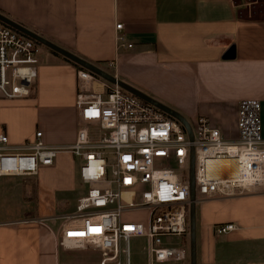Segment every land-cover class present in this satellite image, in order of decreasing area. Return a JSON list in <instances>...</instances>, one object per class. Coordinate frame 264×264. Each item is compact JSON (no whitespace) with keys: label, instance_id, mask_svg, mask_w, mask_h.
I'll list each match as a JSON object with an SVG mask.
<instances>
[{"label":"crops","instance_id":"0c3cea01","mask_svg":"<svg viewBox=\"0 0 264 264\" xmlns=\"http://www.w3.org/2000/svg\"><path fill=\"white\" fill-rule=\"evenodd\" d=\"M256 1L0 0V11L170 105L191 123L208 117L225 139L236 140L245 98L261 100L264 136V11ZM118 33L133 45L120 47ZM81 68L40 43L31 94L7 98L0 93V130H7L13 145L35 140L38 130L49 144L76 140ZM104 80L95 86L105 89ZM75 162L63 151L39 173L65 168L75 185ZM39 173L12 176L36 182ZM2 178L0 264H99L98 249L60 245V223L42 220L47 214L27 200L38 192L32 184L13 198L2 188ZM225 222L237 228L218 234L216 226ZM197 264H264V191L214 198L198 194Z\"/></svg>","mask_w":264,"mask_h":264},{"label":"built area","instance_id":"2783aa9c","mask_svg":"<svg viewBox=\"0 0 264 264\" xmlns=\"http://www.w3.org/2000/svg\"><path fill=\"white\" fill-rule=\"evenodd\" d=\"M116 27L122 29L123 23ZM117 39L120 47L133 45L121 33ZM39 62L40 42L0 22L1 95H30ZM101 79L86 68L78 71L80 127L72 144L46 143L38 130L35 140L13 145L7 130H0V179L37 175L61 152H70L81 159L79 175L87 191L73 212L41 217L64 219L57 230L62 247L98 249L99 264H131V240L143 236L148 264L185 262L190 259V146H195L197 194L214 198L264 191L262 102L240 101L236 140L225 139L200 115L191 123V141L180 120L116 83L106 80L107 87L98 89ZM138 212L144 216H132ZM236 228L225 222L216 232ZM176 237L179 244L173 243Z\"/></svg>","mask_w":264,"mask_h":264},{"label":"rangeland","instance_id":"374dc122","mask_svg":"<svg viewBox=\"0 0 264 264\" xmlns=\"http://www.w3.org/2000/svg\"><path fill=\"white\" fill-rule=\"evenodd\" d=\"M256 3L257 8L264 11V1L257 0ZM80 162L81 159L76 157L75 173L77 175V180L75 185H71L65 168L60 167V170L56 169V171H41V174L39 173L40 175L37 177L38 180L36 182L32 178L25 179L24 176H3L1 181L2 188L10 191L13 198H16L18 196L19 190L21 188L23 189L24 186L29 182L36 188V191L38 192H36V197L27 200H30V202L33 204H37L39 214H47L44 217L47 216L50 218L63 216L64 214L71 213L76 209L78 198L87 191V185L82 182L79 175ZM174 162L175 161L173 159V166H175ZM67 182L70 183L66 185L65 183ZM36 183H38V190ZM6 207L8 209H13L7 204ZM132 216L138 218L144 216V213H133ZM56 220L61 224L64 219L57 218ZM188 240H190V235ZM180 242L181 239L178 237L173 239L174 244H179ZM131 264H148L147 240L143 236L134 237L131 240ZM171 264H190V259L185 262Z\"/></svg>","mask_w":264,"mask_h":264},{"label":"water","instance_id":"95a60500","mask_svg":"<svg viewBox=\"0 0 264 264\" xmlns=\"http://www.w3.org/2000/svg\"><path fill=\"white\" fill-rule=\"evenodd\" d=\"M0 22L8 24L13 28L21 31L22 33L36 39L38 42L45 44L56 51L62 53L63 55L67 56L80 66L94 72L95 74L101 76L102 78L106 79L111 83H116L123 88L131 91L132 93L138 95L139 97L155 104L162 110L166 111L170 115L174 116L178 120H180L184 126L186 127L189 138L191 141L194 140V132L191 125V122L188 118L181 113L180 111L174 109L170 105L160 101L159 99L153 97L152 95L146 93L142 89L128 83L127 81L117 77L112 72L108 71L104 67L94 63L81 55L63 47L62 45L48 39L47 37L41 35L37 31L30 29L26 25L16 21L15 19L9 17L8 15L2 13L0 11ZM195 166H196V153H195V146L191 144L190 146V161H189V183H190V208H189V222H190V264H197V201H198V194H197V185H196V176H195Z\"/></svg>","mask_w":264,"mask_h":264},{"label":"bare ground","instance_id":"6f19581e","mask_svg":"<svg viewBox=\"0 0 264 264\" xmlns=\"http://www.w3.org/2000/svg\"><path fill=\"white\" fill-rule=\"evenodd\" d=\"M234 165L236 164V162L233 163Z\"/></svg>","mask_w":264,"mask_h":264},{"label":"trees","instance_id":"16d2710c","mask_svg":"<svg viewBox=\"0 0 264 264\" xmlns=\"http://www.w3.org/2000/svg\"><path fill=\"white\" fill-rule=\"evenodd\" d=\"M82 68H84V67H82Z\"/></svg>","mask_w":264,"mask_h":264}]
</instances>
